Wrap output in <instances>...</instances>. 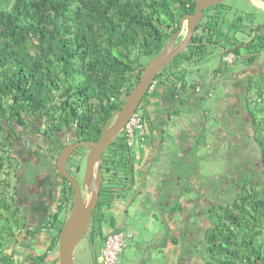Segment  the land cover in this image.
I'll use <instances>...</instances> for the list:
<instances>
[{
    "label": "trees",
    "instance_id": "1",
    "mask_svg": "<svg viewBox=\"0 0 264 264\" xmlns=\"http://www.w3.org/2000/svg\"><path fill=\"white\" fill-rule=\"evenodd\" d=\"M194 5L195 0H0V161L13 146L15 126H28L29 117H47L48 127L42 133L39 125L41 134L49 138L54 132L62 135L63 142L55 140L50 147L54 161L69 136L97 139L137 83L145 60L163 48L179 28L180 18L192 12ZM199 26L187 47L192 46L189 54L177 55L176 66L191 65L207 56L209 41L222 34L220 25L214 26L209 16ZM248 38L241 43L252 53L246 59L251 62L264 52V28L257 27L254 37ZM237 43L233 40L229 46L240 56ZM182 74L172 82L160 78L156 84L184 91L189 83L181 79ZM254 86L263 94L264 78ZM245 96L240 106L252 132L241 134L233 128L237 115L226 116V126L233 134L229 148L231 153L240 148L234 139L240 135L252 138L259 159L252 162L230 154L216 196L201 211L208 223L202 236L193 238L189 225L182 230V264L192 258L200 264H264V118L257 122L248 111ZM207 98L208 94L203 95L202 102ZM205 130H200L196 144L205 137ZM189 159L186 157L175 175L186 192L188 179L197 177L196 167L190 171L184 166L190 164ZM61 178L64 184L56 221L63 203L73 198L70 182ZM170 209V214L183 211L180 202Z\"/></svg>",
    "mask_w": 264,
    "mask_h": 264
},
{
    "label": "flooded vegetation",
    "instance_id": "2",
    "mask_svg": "<svg viewBox=\"0 0 264 264\" xmlns=\"http://www.w3.org/2000/svg\"><path fill=\"white\" fill-rule=\"evenodd\" d=\"M202 21L203 20L201 19L197 27ZM198 28L199 31L202 30L200 26ZM182 36L177 40V42L182 38ZM220 44L221 42L213 39L209 41L208 45L215 46L219 53L225 52L226 55L231 54L232 57L230 61L226 60V55L222 53L220 54L217 66L211 69L204 68L205 65H203V63L205 61H203L202 58H199L195 62L191 63L188 73L191 72L198 74L196 76L197 78L188 81V87L184 91H181L185 92V94L188 93L191 95L190 98L183 99L182 95L176 94L175 91H172L168 102L166 99L167 97L165 98L166 101L163 99L164 101L161 104V111L158 110L157 107H154L158 105H153L154 109L152 110V113H148L149 120L147 123L145 122L143 124V137L150 138V143H152L155 138L161 141L165 140V137L170 131L166 130L164 126L168 122L177 119L176 117H180L178 116L180 114V110L186 111V116H191L194 119L199 118L200 120L197 122L199 123L202 120L201 114H205V108H203L204 103L207 102V100L202 102L201 97L203 95L208 94L209 96L211 92L212 94H216L214 91L220 89L225 95L237 97L235 99L238 100H235L236 102L233 101L230 105L232 114L236 115V113L240 112L238 108L241 107V103L243 104V101L240 100L242 96L252 90H258V88L254 85L250 86V79L255 75L260 76L262 79L264 78V60L261 61L260 59L263 58V55H260L254 61L247 62L246 59L252 53L246 51L245 55L240 54V56H237L231 52L230 48L232 49V46H225L223 49V45ZM235 46L239 48V46H242V43L238 42ZM201 64L202 66L200 67ZM154 90L155 88L153 91ZM169 109L172 111H169ZM240 110L242 114H245L242 107ZM221 123L226 126V116L223 118ZM39 125L40 124H38L37 120L31 121L30 124L25 127L22 125H16L14 129L15 136L12 138L13 146L10 148L9 153L4 152L1 156L0 264H58L57 245L62 226L57 229V222L66 219L65 214L69 210L68 208L70 204L72 207V201L70 202V200H68L63 203L62 208L58 212V220L56 221L55 215L57 213V201L61 196V188L64 181L61 179V175L56 170V161H54L55 153L50 151V146H53L55 140L53 137L49 138L45 134H41L39 132ZM178 133L179 131H176V134ZM198 135L199 132L196 133V131H194L191 133L188 132L187 136H183L186 138H184V142L186 144L185 150H183L184 160L187 156L190 157V155L197 152L196 148L198 147V144H196L195 141ZM178 138L179 137L176 135L177 141ZM232 139L233 138L231 137L227 141L225 153L231 154L229 144ZM23 140H25L27 145H23ZM66 141V144H68L77 140L73 135H71L66 138ZM132 146L127 145V149ZM151 150L152 146L150 148V151ZM8 155L11 157L7 158ZM130 163L132 165V160H130ZM144 164L145 163L140 164L139 168H141ZM57 175H60V177ZM125 176L127 178L126 183L124 185H119L121 187H126L129 182H131L130 176ZM134 181H132L130 187L128 188L129 190L136 191L138 188L135 187L136 181ZM216 191V189H213L207 196L206 194L203 195L201 193L202 197H198L195 201V204L197 203V208H195L196 210L194 215H190V217H188L184 215L183 211H181V224L183 225L182 230L187 227V225H189L188 227L190 230L195 232H202V230L205 229L207 225L201 227L197 223L200 219L199 215L202 216L201 211L204 204L207 203V201H210L208 199L216 196ZM197 192L200 193L199 190H197ZM171 194L169 192L164 204L169 202ZM178 196H180V192ZM108 208L111 207L109 206ZM182 209H184V205H182ZM90 226L91 225H89L88 230L85 233V235L88 233V252L91 254L92 264H100L101 253H97V249L100 247L101 250L105 237L104 234L109 231V228L104 230L100 226L99 230H97L96 227L88 232ZM76 248L74 250L73 260H75L77 254Z\"/></svg>",
    "mask_w": 264,
    "mask_h": 264
},
{
    "label": "rangeland",
    "instance_id": "3",
    "mask_svg": "<svg viewBox=\"0 0 264 264\" xmlns=\"http://www.w3.org/2000/svg\"><path fill=\"white\" fill-rule=\"evenodd\" d=\"M211 14V15H208ZM203 17L202 20L205 19L207 16L210 17L211 22L215 26L219 24L222 29V35H216V40L221 42L220 45H223V49L225 46H229V42L236 40V42L241 41H248L250 38L248 36H253L257 32V27H260V25H264V11L261 10V7L255 4L252 0H226L222 3L211 5L204 9L203 11ZM255 27V30L253 31L252 28ZM264 28V27H263ZM182 36L179 35L177 40ZM215 37V36H214ZM213 37V39H214ZM221 38V39H220ZM230 38L232 40H230ZM212 39V38H211ZM250 42V41H249ZM192 46L187 48L182 54H189V51ZM240 47V54L245 55L246 54V47L245 46H239ZM215 48V46H207V50L209 51V54L202 58L203 65H205L206 68H213L217 66V63L220 59V54ZM181 54V55H182ZM263 55V58H260L261 61L264 60V52L261 54ZM177 57L173 58L172 61L159 73V77H156L155 81L162 78L164 81H173L176 79L175 76H178L179 72H182L181 78L183 81H191L194 80V78H197L196 76L198 74L194 73H188L189 68L191 65L189 63H183L181 66H176V62L180 59ZM148 60H145V63ZM180 61V60H179ZM193 66V64H192ZM202 64L200 65V67ZM201 71V70H200ZM165 74V75H164ZM205 75V74H203ZM260 76H252L251 84H257L261 82ZM251 82V81H250ZM164 87L162 84H156L155 90L153 92H147L146 95L143 97L141 104L137 107V112L141 115V122L144 124L147 123L148 119V113H152L153 105L155 104V100L160 93H162ZM250 91V90H249ZM216 94H213L209 97L210 105L212 106V114L208 115V128L206 130H214L216 128V111L213 112V109H216L213 105V102L220 96H222L223 92L220 89H217L214 91ZM247 98L248 103V111H252L255 115V118L258 121H262L264 118V93L260 95V92L257 91H250L245 96ZM237 97L234 96H225V99H221L223 102L222 105L227 106L229 115H232L230 105L233 101L237 100L235 99ZM205 104V103H204ZM225 106V107H226ZM239 113H236L238 116V122L233 125V128L237 130H241V134L246 135L248 132H252V128L249 123H246L245 121V114H242L240 108ZM245 109V107H244ZM37 120L38 124H40L42 127L40 128V132L42 133L44 129H46L47 126V117L44 115L37 116V117H29V121H27V124H30L31 121ZM218 123V122H217ZM175 123L172 122L171 125H174ZM36 125V123H35ZM170 125V132L165 137L166 144L164 145V148H167V150H170L171 152H174L178 150V143L176 140V128L174 126ZM219 126V125H218ZM227 133H224V135L220 136V134L213 135V132L208 134L206 138H200L199 144H203L205 142H210V146L213 147V151L215 150L214 154H209V150H203L202 147L199 148V150L193 154L190 155V165L191 167H196L197 169V178H198V190L200 193L196 195V192L194 193V201L198 199V197H202V194L206 196L213 190L218 189L220 185L219 183L224 180L222 179V173L228 163L226 161L228 158H230L229 153L226 152V145L225 147L220 145V143H225V141H228L232 134L231 127H227ZM246 132V133H245ZM124 132L120 131L115 138L112 140V142L107 146L105 151L103 152V164L101 166V192L99 194V199L97 202V205L94 210L93 218L90 223V232L93 228L95 229L97 227V230H99V227L103 228L104 230H107L110 225L108 222L111 220V217L113 213H117L119 209H123V203L118 202V196L120 194H124L122 191L114 190L113 188L119 187V185H124L126 183V176L131 174L130 171H134V180L137 177L136 172L138 173V163L135 164V162L132 160V165L130 163V158L132 159V156L135 155H145L150 151V148L152 146V143H150V138L140 137L138 138L137 142L129 149L126 148V139H124ZM245 137V138H244ZM242 137L240 135L239 139H236V146L240 144V148H237L236 150L231 153L234 157L236 156L239 159L248 158L247 160L255 161L259 159V152L257 144L253 141L252 138L244 136ZM54 140H57L59 142H63V137L57 132H54ZM249 138V139H248ZM136 141V140H135ZM23 145H27L25 140H23ZM220 142V143H216ZM245 142V145H244ZM50 144V143H49ZM213 144H216V149L213 146ZM51 145V144H50ZM51 147V146H50ZM204 152V153H203ZM86 155H87V149L83 146L78 147L69 157L66 167L69 173L74 176L79 183L82 182L85 168H86ZM204 155V157H203ZM215 156V158L213 157ZM128 157V159H127ZM12 160V159H11ZM145 161V160H144ZM182 161H184L182 157ZM145 163V162H143ZM133 166V167H132ZM108 167V168H107ZM200 170V172H199ZM243 172V171H242ZM244 173V172H243ZM245 175L247 173L245 172ZM60 177V175H58ZM62 179V178H61ZM63 180V179H62ZM133 178L130 176V181H134ZM227 181L230 182L229 177H227ZM195 186V187H196ZM121 187V186H120ZM202 193V194H201ZM83 196H86L87 191L85 189L82 190ZM189 196H187V193L184 194V199H181V205L184 204V206L187 208L190 206V199L188 200ZM113 204L112 208H108L109 206ZM189 204V205H188ZM201 204V202H200ZM133 207L135 206V203H132ZM138 206V205H136ZM195 208H197V203L195 204ZM140 207V206H138ZM171 211V209L169 210ZM180 212V211H179ZM166 214H169L165 212ZM199 215V214H198ZM68 216V215H67ZM198 224L201 227H204L207 225V220L204 218V216L199 215ZM125 227L132 231L133 237L128 239L126 241L125 247L123 252L120 254L119 260L117 264H128L130 262L131 264H139L140 263V254L144 252V246L146 245L147 241L153 239L154 236H157L158 233L160 234L162 231L163 225L161 224L160 219L155 215L153 219H150L149 215H146L142 208L138 211H134L133 209H129L125 216ZM65 219L57 222V229L61 227L64 223ZM101 222V223H100ZM197 224V225H198ZM103 225V227H102ZM104 233V232H103ZM162 234V233H161ZM160 234V235H161ZM202 236V232H195L193 231V238H199ZM87 237L88 233L79 241L77 245V254L75 257V260H73V264H92V257L90 252H88L87 248ZM104 237V236H103ZM149 249H153L151 243ZM102 248L100 250V247L97 249V253H101ZM146 258V257H144ZM164 259V258H163ZM164 262V261H163ZM156 263H161V259L158 260ZM148 264V263H146ZM186 264H200V260L196 258H192L189 260Z\"/></svg>",
    "mask_w": 264,
    "mask_h": 264
},
{
    "label": "water",
    "instance_id": "4",
    "mask_svg": "<svg viewBox=\"0 0 264 264\" xmlns=\"http://www.w3.org/2000/svg\"><path fill=\"white\" fill-rule=\"evenodd\" d=\"M226 0H195L194 9L190 13L184 14L179 21V28L170 35L163 48L148 59L146 62L137 83L130 90L124 99L121 107L114 111L107 119L101 129L100 135L95 140H77L72 141L62 147L56 155V170L67 179L73 190L72 207L66 217L58 238L57 257L58 264H73V254L79 241L83 238L92 218L93 210L97 205L101 181V164L103 161V152L112 142L115 136L123 130L126 122L131 114L141 104L143 97L149 92V87L155 81L157 74L164 69L173 58L183 52L190 44L198 23L201 20L204 9L211 5L222 3ZM264 6V0H258ZM264 27V25H260ZM183 35L177 42L179 35ZM87 149L86 168L84 177L81 183L72 176L67 170L66 163L71 154L78 147ZM131 178L134 177L132 168ZM132 181L126 187H115L114 190L122 191L124 194L118 196V202L125 203L123 217L131 208L135 212L151 200L145 194L142 188L129 190ZM87 191L86 196H83L82 190ZM132 203H135L133 207ZM140 207H138V206Z\"/></svg>",
    "mask_w": 264,
    "mask_h": 264
},
{
    "label": "crops",
    "instance_id": "5",
    "mask_svg": "<svg viewBox=\"0 0 264 264\" xmlns=\"http://www.w3.org/2000/svg\"><path fill=\"white\" fill-rule=\"evenodd\" d=\"M255 4L261 7V10L264 11L263 4L258 0H252ZM156 87V85H155ZM164 89L163 92L160 93L161 96L157 97L155 100V104L158 106V110H162L161 104L163 101L169 99V96L171 97V92L175 91L176 94L182 95L183 99H188L191 97L188 93L185 94V92H181L180 90H177L174 87H171L170 85H163ZM212 92L209 94L207 98V102L204 104L203 108H205V114L202 115V122L200 121L197 123L200 119L199 118H193L186 116V111L180 110V114L176 117L177 119L168 122L164 127L166 130L170 131V125L172 122H175L174 128H176L178 134H176L179 138L177 141L178 150L171 152L170 150H167V148H164V145L166 144L165 140L161 141L159 139H154L152 141V150L148 152L145 155H135L132 156V159L135 164L138 163V168L140 167V164L145 162V164L139 168L137 177L135 179V187L142 188L144 190L145 194L150 197V201L145 205V207H141L142 210L146 215L150 216V219H153L155 215L160 219L161 224L163 225L161 235L158 233L157 236H154L153 239L147 241L146 245L144 246V252L140 254V263L139 264H159L156 263L158 260L161 259L162 264H182L180 260V255L183 251L182 249V227L181 224L182 221V215L181 212L175 211L173 214H170L169 210L170 208H173L178 204V202L181 203V199H184L183 195V182L181 179H175V175H178V168L182 164V157L184 155L183 150H185V142L186 139L183 136H187L188 132H200V130L203 129V127L208 128V115L212 114V106L210 105L209 97L212 96ZM225 94H222V96L217 98L213 105L216 109H213V112L216 111V128L214 130H205V137L208 136V134L213 132V135L220 134V136L224 135V133H227V129L225 125H222L223 118L225 116L229 117L230 113H228L229 110H227L226 105H222L223 102L221 99H225ZM167 97V98H166ZM166 98V99H165ZM164 99V100H163ZM154 104V105H155ZM226 106V107H225ZM156 108V109H157ZM154 109V108H153ZM168 110V109H167ZM169 111H172L169 109ZM170 113V112H169ZM173 113V112H171ZM193 118V119H192ZM219 125V126H218ZM199 129V130H198ZM159 130V129H158ZM198 130V131H197ZM181 133V134H180ZM180 135V136H179ZM185 138V139H184ZM220 143V142H216ZM223 147L227 145V141L225 143H220ZM210 142H205L203 144H198V147L196 148V151L199 150L200 147H202L203 150H209V154H214L215 150L213 151V147L210 146ZM216 149V144H213ZM204 153V152H203ZM189 158V156H187ZM204 157V155H203ZM215 158V156H213ZM145 160V161H144ZM186 161V160H185ZM189 163V161L187 160ZM185 164V163H184ZM190 165V164H188ZM186 166L190 171L192 170V167ZM141 171V172H140ZM200 172V170H199ZM201 173V172H200ZM191 177V176H189ZM191 179V180H189ZM186 185L189 190L187 193V196H189L188 200L190 199V206L183 209L184 215L190 217V215H193L195 212V201H194V193L198 194L197 186H198V178H189ZM134 185V183H133ZM197 185V186H196ZM196 186V187H195ZM178 190H180V196H178ZM169 192L170 199L169 202L165 203L166 197H168ZM126 203V202H125ZM125 203H123V209H119L117 213H113L111 220L108 222L110 225L109 231L104 234V236L114 230H129L125 227V219L123 217V212L125 209ZM188 204V205H189ZM184 205V204H183ZM113 204L111 205L112 208ZM165 212L169 213L166 214ZM131 231V230H129ZM132 232V231H131ZM174 239H177V242L174 243ZM152 245L153 249H149L150 244ZM124 250V249H123ZM122 250V252H123ZM121 252V253H122ZM146 257V258H144ZM164 258V259H163ZM164 261V262H163ZM128 264H131L128 262ZM161 264V263H160Z\"/></svg>",
    "mask_w": 264,
    "mask_h": 264
},
{
    "label": "built area",
    "instance_id": "6",
    "mask_svg": "<svg viewBox=\"0 0 264 264\" xmlns=\"http://www.w3.org/2000/svg\"><path fill=\"white\" fill-rule=\"evenodd\" d=\"M231 57V54H227L225 59L230 61ZM155 85L156 81H153L149 91H153ZM122 131L128 146H132L138 141V138L143 137L144 126L137 110L131 114ZM132 237L133 233L129 230H114L107 233L103 240L100 264H117L126 241Z\"/></svg>",
    "mask_w": 264,
    "mask_h": 264
}]
</instances>
